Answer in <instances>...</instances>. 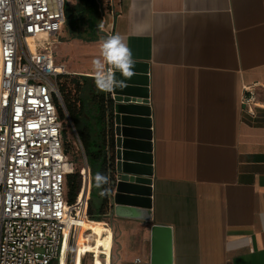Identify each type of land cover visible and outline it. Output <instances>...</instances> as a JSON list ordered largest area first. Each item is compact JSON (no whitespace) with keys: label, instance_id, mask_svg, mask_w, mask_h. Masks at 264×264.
<instances>
[{"label":"crops","instance_id":"crops-1","mask_svg":"<svg viewBox=\"0 0 264 264\" xmlns=\"http://www.w3.org/2000/svg\"><path fill=\"white\" fill-rule=\"evenodd\" d=\"M97 3L99 35L148 70L152 221L104 215L122 228L121 264H149L152 224L172 229L173 264H264V109L240 102L243 85L264 86V0Z\"/></svg>","mask_w":264,"mask_h":264},{"label":"built area","instance_id":"built-area-1","mask_svg":"<svg viewBox=\"0 0 264 264\" xmlns=\"http://www.w3.org/2000/svg\"><path fill=\"white\" fill-rule=\"evenodd\" d=\"M66 4L0 0V264L59 263L64 249L65 264H73L67 260L70 242L88 218L86 163L80 187L86 196L71 205L66 194V176L74 171L58 113V78L66 71L54 60ZM240 102L256 118L264 109V86L243 85Z\"/></svg>","mask_w":264,"mask_h":264},{"label":"water","instance_id":"water-1","mask_svg":"<svg viewBox=\"0 0 264 264\" xmlns=\"http://www.w3.org/2000/svg\"><path fill=\"white\" fill-rule=\"evenodd\" d=\"M132 70L139 74L126 78L114 70L115 78L123 84L106 92L109 217L151 222L152 136L148 70L143 65H134ZM172 244V229L152 224L149 264H173Z\"/></svg>","mask_w":264,"mask_h":264},{"label":"trees","instance_id":"trees-1","mask_svg":"<svg viewBox=\"0 0 264 264\" xmlns=\"http://www.w3.org/2000/svg\"><path fill=\"white\" fill-rule=\"evenodd\" d=\"M65 17V30L71 38L86 41L105 40L103 35H99L97 29L100 17L97 0H75L73 5L66 4ZM58 86L63 103V106L58 105V113L63 124L64 152L67 156L75 144L79 154L84 158L83 165L86 163L90 169L91 190L87 210L88 219L85 221L98 223L109 210V182L101 187V207L96 210L91 203L96 173L108 176L106 92L98 91L94 77L84 74H63L58 78ZM68 160L74 165V171L66 176L67 199L72 205L78 195L79 202L83 196V192H80L82 168H76L72 160L69 158ZM74 206L77 208L79 204L76 203Z\"/></svg>","mask_w":264,"mask_h":264},{"label":"rangeland","instance_id":"rangeland-1","mask_svg":"<svg viewBox=\"0 0 264 264\" xmlns=\"http://www.w3.org/2000/svg\"><path fill=\"white\" fill-rule=\"evenodd\" d=\"M68 4L73 5L74 0H67ZM100 4L104 8L109 9L110 0H99ZM101 30H103L101 28ZM104 35V34H103ZM104 40H95V41H86L80 38H71L66 31H63L61 37L59 38V45L54 49V56L59 58L64 65H66V72L71 74L72 71L88 72L94 73L92 61L94 59L101 57V44ZM61 43V44H60ZM81 74V73H80ZM89 76V75H88ZM74 148L67 154L68 158L72 160L76 168H82L81 172L84 170V158L79 154L76 145H73ZM77 169H75L76 171ZM91 203L98 210L102 204L101 196V187L94 185V190L91 193ZM89 221H84L82 227L80 226V231L78 235L73 237L70 242L68 250V262L71 263L72 259H75L74 264L79 261L80 253L87 254L90 251L91 247V236L86 237V233L83 230V226ZM100 223L105 224L109 229L112 228V233L114 236V241L112 244V255H111V264H121L122 258L121 254L124 252L122 250L123 238L121 234V227L117 225L116 222L110 221L108 218L103 217ZM111 227V228H110ZM147 231L146 228L141 229L139 233L144 234ZM145 235V234H144ZM140 236V235H139ZM130 246L135 244L133 242V235L129 237ZM139 239V238H138ZM137 239V240H138ZM76 257V258H75ZM91 254L86 257V264H91ZM53 264H57L53 263Z\"/></svg>","mask_w":264,"mask_h":264},{"label":"clouds","instance_id":"clouds-1","mask_svg":"<svg viewBox=\"0 0 264 264\" xmlns=\"http://www.w3.org/2000/svg\"><path fill=\"white\" fill-rule=\"evenodd\" d=\"M101 57L92 61L94 69L95 86L100 92H111L115 87L123 84L115 78L118 70L122 76L131 77L134 67L131 50L125 45L120 35H114L104 40L101 44ZM106 65L111 67L106 69ZM95 182L97 187H102L109 182V177L102 173H96ZM264 221V214L261 215Z\"/></svg>","mask_w":264,"mask_h":264},{"label":"bare ground","instance_id":"bare-ground-1","mask_svg":"<svg viewBox=\"0 0 264 264\" xmlns=\"http://www.w3.org/2000/svg\"><path fill=\"white\" fill-rule=\"evenodd\" d=\"M81 192V191H80ZM83 192V196L82 198H84L86 196V192L85 191H82ZM80 194V193H79ZM82 198H81V201H82ZM78 200H79V197H78ZM79 202V201H78ZM88 218H84L80 224H79V228L77 229V233L80 231V226L82 227V223L87 220ZM83 230L85 231L86 233V237H90L91 236V247H90V251H89V254H91V264H101V255H105L106 256V259L109 258V255H108V251H109V248L111 247V251H112V244L110 243V239L107 238V241L104 242L103 244V239H104V235L107 234L109 232V230H111L112 232V228L109 229L108 227H106L105 225L101 224L100 222H87L84 226H83ZM78 235V234H77ZM105 248V252L102 253V248ZM66 248V245L65 247ZM111 255H112V252H111ZM111 255H110V260H111ZM83 256V253H80V256H79V261H77L75 264H81V258ZM76 258V257H75ZM75 262V259L73 260V264ZM59 264H65V249L63 250V253L61 255V258H60V262Z\"/></svg>","mask_w":264,"mask_h":264}]
</instances>
